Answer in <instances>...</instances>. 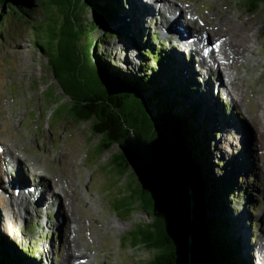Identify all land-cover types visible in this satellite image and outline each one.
I'll return each mask as SVG.
<instances>
[{
	"label": "rangeland",
	"instance_id": "obj_1",
	"mask_svg": "<svg viewBox=\"0 0 264 264\" xmlns=\"http://www.w3.org/2000/svg\"><path fill=\"white\" fill-rule=\"evenodd\" d=\"M108 1L98 0V3L104 7ZM117 1L119 5L117 18L109 28L124 25L125 29L127 28L126 36L108 39L98 53L109 56L111 64L121 67L124 71L127 69L126 72L132 70L137 75L140 73L139 66L142 63L151 68L156 66V59L152 57L146 61L142 57V44L135 37V28H140L142 34L149 36V38L146 36L145 44L151 49L153 40H150V34L158 37L161 30L162 38L167 39L163 31L166 26L159 22L161 17L152 7L154 3L149 6L148 9L151 10L149 13L144 7L146 5L143 0ZM245 1L175 0V6L183 10L179 11L181 13L196 15L195 27L192 24L184 25L182 22L185 20L184 17L177 22L183 29L187 26L191 34L203 32L207 35L226 37L227 27L223 29L221 26L225 21L220 20L226 18L235 24L246 26L242 35L250 37L253 41L249 44L253 46L254 55L250 57L252 62L236 66L244 77L242 82L247 85L242 106L235 105L234 101L232 103L226 96L224 88L222 93L213 90L211 86L215 84V79L212 81L210 78L206 80L210 88L204 89L206 93L203 97L201 96L203 89L200 88L199 96L203 100L198 104L203 116L208 115V119L214 117V121L219 124L217 126L215 123L209 142H205L203 157H199L206 172L204 174L199 168L206 193L210 188L212 196H217L216 182L214 181L213 188L211 183L212 179L215 180V177L222 173L237 180L238 190L241 192L235 198L236 203L232 204L229 198L226 204L227 217L232 221L238 220L237 234L245 256L251 261L253 252L258 251L264 240V138L258 139L254 144L250 140L245 142V139H234L233 134L241 124L247 125L249 130L253 131V123L264 115V7L253 15L247 11ZM44 10L48 15L38 7L31 19L8 15L9 20L4 28V34H0V140L5 143L1 147L9 146L14 150L11 152L12 156L15 158L20 156L23 159V162L17 165L21 168V174L16 172L19 175L18 179L21 175L20 181H25L28 185L33 181V187H37L38 191L41 190L44 194L43 197H39V202L42 203L40 206H33L36 198L30 199L34 204L27 210L24 206H19L20 204L14 206V211L18 210V213L15 211L17 219H13L10 224L6 220L5 223L2 222L6 213L0 205V231L8 237L3 242L4 248L10 254L18 256H22L23 250L29 247L35 248L36 253L33 258L27 260L28 264L74 263L71 258L66 259L65 256L68 240L76 239V234L71 231L76 227V223L78 225L80 222L82 224L78 229L80 244L77 248L84 257L79 261L88 260L92 262L91 264H150L157 251L149 250L144 246L145 243L135 247L136 235L130 233L148 224L152 219L141 210H136L132 214L128 210L134 207L133 203L136 200L131 198L132 192L126 187L127 179L124 177L121 179L117 170L112 171L111 167L105 166L109 164L112 152L101 157L98 151L94 152L99 138L92 137L91 125L73 121L69 108L64 105L69 99L50 68L49 58L37 46L40 44L47 50L57 48L53 43V29L56 27L60 29L69 13L57 10L54 14L50 12L51 9ZM78 11L71 14L77 28V37L73 40L74 54L83 65L88 51L86 46L91 42L93 32L85 29L93 30L94 27L86 20V11L77 15ZM97 11L90 8L88 18L98 24H106L113 19L107 13ZM81 24H87L88 27H82ZM219 28L222 30L219 31ZM105 30L107 28H103L100 33H105ZM162 38L159 35L160 41ZM93 42L97 44L96 39ZM158 49L160 51L161 48ZM176 50L178 53L182 52L178 48ZM96 52L93 50L95 56ZM257 61H261L263 65H259ZM189 64L190 61L187 62V67L191 69ZM168 67V74L177 72L173 65ZM187 76L195 80L192 74L187 73ZM210 95L215 99L210 100ZM196 99L194 94L188 97L192 104ZM210 107L214 108L215 114ZM244 112L248 114L245 116ZM224 118L228 120L227 123ZM261 124V131L264 132L263 118ZM242 130L243 134L247 132L244 128ZM116 151L114 148L113 152ZM35 171L37 176H32L31 172ZM3 172L2 170L0 185L8 186L7 182H4L6 178ZM205 176L208 178L205 179ZM67 180H73L75 189H78L77 195L74 196L75 210L69 215V223L65 225L63 216L66 210L64 212L59 209V201L56 206L43 204L52 202L51 198L48 199L50 196L48 192L62 193L61 183L64 184ZM10 192L12 194V191ZM12 197L17 203L23 202V199ZM61 197V206L67 207L70 200L64 195ZM211 216H215L213 210H210ZM88 227L91 229L88 230ZM9 229L14 232L13 236L8 234ZM253 258L258 259L255 255Z\"/></svg>",
	"mask_w": 264,
	"mask_h": 264
},
{
	"label": "trees",
	"instance_id": "obj_2",
	"mask_svg": "<svg viewBox=\"0 0 264 264\" xmlns=\"http://www.w3.org/2000/svg\"><path fill=\"white\" fill-rule=\"evenodd\" d=\"M263 1L246 0L247 11L253 15L257 14L260 9V3ZM52 2L55 3L54 0ZM83 2L84 0H74L73 14L77 10H79L77 15L86 11V20L94 27L93 30L85 29L90 33L93 32L91 34L92 40L86 46L88 51L83 65H81L83 62H80L74 54L75 43L73 40L77 37V28L74 21V24L68 21V28L65 26L60 29H57V27L53 29V43L57 46L56 49L52 47L47 50L42 45H37L40 51L49 58L52 72L62 82L66 92L78 100L87 101L90 99L89 96L103 92L102 76L103 83L117 94L119 105L117 104L116 109H120L119 106L123 101V104H125L123 109H130L134 120L126 117V123H135L139 125L141 131L146 133H150L154 123L158 125L160 130L165 131L167 129L170 139L189 152L197 166L206 174L204 164L200 163L199 157H203L205 142H209L210 133L213 131L215 123L217 126L219 124L214 121V117L208 119V115L203 116L202 109L198 106L199 103H202L201 100H203L202 97L204 96V93H202V97L199 96L201 85L197 82L198 79L188 78L185 73L186 64L174 60L171 52H168L162 46H157L151 38L153 45L149 44L151 42L149 40V43H147L152 47L150 49L145 44V38L146 36L149 38V36L142 34L140 28H135L134 33L135 37L143 45H141L142 57L146 61L154 57L156 66L154 65L150 68L142 63L139 66L141 74L136 75L132 70V72L129 70V72H126L127 69L124 71L121 67L111 64L109 56L98 53V51L108 39L126 36L127 28L125 29L124 25L118 26V28H109L111 23L113 24L116 20L115 18H117L118 1L109 0L103 7V5L98 3V0H85L88 8L107 13L113 18L106 24H98L96 21L90 20L88 18L89 9L83 5ZM13 4L18 5L22 14L14 11ZM42 5H45L44 0H0V34H4V28L9 20L8 15L13 14L21 16L23 19H31L36 12V8H40ZM67 19H71V15ZM81 26L88 27L87 24H81ZM103 28H107V30H105V33H100ZM95 39L97 40L96 45L93 42ZM158 48H161L160 51ZM165 49L166 51H164ZM93 50L95 52L97 50L96 56L93 54ZM169 65L176 67L177 72L168 74ZM179 81H182V83ZM191 94H194L197 98L193 104L188 100ZM149 104L152 105L151 110ZM74 112L71 116L75 120L88 121L90 119L87 113L77 109ZM207 178L208 176H205V179ZM215 178V180L212 179L211 187L215 181L217 196H212L208 183L209 190L206 193L208 212L207 235L211 264H252V261H249L245 256L237 234L238 220L232 221L227 217L226 204H228L229 198H231L230 202L234 204L236 203L235 198L241 192V190H238L237 180H234L231 175L225 176L224 173ZM128 210L131 212L130 208ZM210 210L214 211L215 216L210 217ZM130 234L136 235L135 247L144 243L149 249H160L164 246V243L157 239L158 235L148 229L137 228ZM7 239V235L5 236L0 231V264H28L27 260L33 258L36 249L27 248V250H23L22 256L12 255L6 251L3 245V242ZM150 264H173V262L168 251L166 255L163 254L155 258Z\"/></svg>",
	"mask_w": 264,
	"mask_h": 264
},
{
	"label": "water",
	"instance_id": "obj_3",
	"mask_svg": "<svg viewBox=\"0 0 264 264\" xmlns=\"http://www.w3.org/2000/svg\"><path fill=\"white\" fill-rule=\"evenodd\" d=\"M54 1L44 0L45 5L40 7L44 14L48 15L44 8L51 9L54 14L57 10L67 11L68 16L73 13L74 0ZM86 4L84 0L83 5L90 9ZM13 7L22 14L18 5L13 4ZM262 7L264 1L258 13ZM67 17L61 28H68V21L73 23V19ZM56 80L69 99L64 105L69 108L70 116L75 109L90 116L88 121L72 119L91 125L92 137L99 138L94 152L98 151L100 157L112 152L105 166L117 170L121 179H127L126 187L132 192L131 198L136 200L131 214L141 210L152 219L138 227L156 233L157 239L164 243L160 249L144 245L157 251L152 261L169 251L173 264H211L205 183L192 155L170 139L167 129L160 130L155 123L150 133L141 131L135 123H126V117L134 120L130 109H123L124 101L119 106L121 110L116 109L119 105L117 94L103 83L102 76L103 92L89 96L87 101L68 94L62 82Z\"/></svg>",
	"mask_w": 264,
	"mask_h": 264
},
{
	"label": "bare ground",
	"instance_id": "obj_4",
	"mask_svg": "<svg viewBox=\"0 0 264 264\" xmlns=\"http://www.w3.org/2000/svg\"><path fill=\"white\" fill-rule=\"evenodd\" d=\"M149 5L144 6L147 12L151 13V10L148 9L149 6L152 5L153 9L155 8L157 15H159L161 18L159 19L160 23H164V26H166L163 31H164V37L167 39L162 38L161 30L159 32L160 37L163 39L162 43L167 42L169 39H171L172 32L174 31L177 35V40L179 43L175 46L174 44L170 45V51L175 52L176 48H178L180 51H183L184 48L189 49V54L191 55L194 53L193 56H196L197 60V66L200 69L201 72H199L198 69L196 68L195 62H193V59L191 57L190 60V66L191 69L185 65V71L188 74H192L195 76V79H199L200 77H203L204 83L207 84L206 80H214L215 79V84L211 86L213 90H216L217 93H222L223 88L225 90L226 96L232 98V103L233 101L235 102V105L242 106L244 102V97L245 93L247 92V85H245V82H242L243 75L240 73V71L237 69V65H246L248 64L249 61L252 62L250 57L254 55L253 53V46L249 45L252 44V40L248 36H243L242 34L246 30V26L240 25V24H235L232 21L227 20L226 18H222L223 22L225 21L224 24H221L222 28H226V32L228 36H213V35H207L202 33H190V29L186 26V29H183L182 27L177 25V22L181 19V17H184L185 20L183 19L182 22L184 25L186 24V20L188 22H195L196 21V15L194 13H190V15H186L185 12H182L181 16L179 17L178 12L183 11L181 8H177V5L175 6L176 2L175 0H162L160 2L159 0H147ZM160 2V3H159ZM226 19V20H225ZM198 20V19H197ZM171 24L172 29L169 26ZM194 23V27H195ZM176 25V26H175ZM170 28V29H169ZM222 28H219V31L222 30ZM147 30L146 28H144ZM188 29V30H187ZM149 31V30H148ZM201 31V30H200ZM207 33V32H206ZM220 37V38H218ZM177 41V42H178ZM248 45H245L247 44ZM183 46V47H182ZM215 46L213 49L212 47ZM182 48V49H181ZM212 48V52L209 55L204 54L205 49ZM184 52V51H183ZM180 56V54H179ZM259 65L262 64L261 61H257ZM263 65V64H262ZM197 70V71H196ZM235 70V71H234ZM204 71V73H202ZM203 75H202V74ZM219 77H223V79H219ZM202 79V78H200ZM225 80L226 82H223ZM198 82V81H197ZM204 85V84H203ZM210 86L204 85L203 89L204 94L206 93L204 89L209 90ZM211 99L213 98V95H210ZM210 110L215 114L214 108ZM209 110V111H210ZM260 110V109H259ZM245 116L248 114L247 112H244ZM262 116V115H261ZM264 119V115L262 116ZM262 118L260 117L259 119H256V121L253 123L252 130H249L247 125H238L236 129V133L233 134L234 139H245L244 141H252L255 144V141H257L260 138H264V132L261 131L262 127ZM225 119V123H227V119ZM234 125V124H233ZM236 125V124H235ZM231 127V126H230ZM229 127V128H230ZM234 127V126H233ZM236 127V126H235ZM227 128V127H226ZM245 129L247 132L243 134V130ZM240 130V132H239ZM233 133V132H232ZM227 143V142H226ZM3 143L0 140V156L3 160V162L7 164V166H11V170L7 168L4 169V177L8 179L4 180V182H7L8 186H1L0 189L3 190L4 194H8L9 196H1L0 195V205L3 208L4 212L6 213L4 216V219H2V222L5 223V220L8 224L13 221V219H17V214H15V211L18 213V210L14 211V206H24L25 210L28 209L30 205H33L34 202L30 201V199L36 198V202L33 205L34 207L36 205L40 206L42 203L39 202V197H43L44 194L41 190L38 191L37 187H33V181L29 183V185H32L31 187L26 184L25 181H20L21 180V175L20 178L18 179V174L16 172H19L21 174V168H19L17 165L23 162V159L18 156L14 157L11 155V152H14L13 149H10L9 146L4 145V147H1ZM239 144V143H238ZM261 144V141H260ZM263 144V143H262ZM235 145V144H234ZM6 154L11 155V156H5ZM14 167V169H13ZM30 170V169H29ZM39 172V171H38ZM27 173V171H26ZM35 172H31L32 176H37ZM8 176V177H7ZM39 176V175H38ZM2 178V177H1ZM23 185V186H22ZM44 185V184H42ZM25 186H28L29 188H26ZM36 186V185H35ZM78 189V188H77ZM77 189H75V184L74 181H69L67 180L66 183H61V192L53 191V192H48L49 193V198H51L52 202L50 201V204H43L45 205H57L58 201L60 202V208L62 209L65 214L63 216V221H65V225L69 223V215L73 214L75 210V201H74V196L77 195ZM12 191V194L11 192ZM62 195H64L70 202L68 203L67 207L61 206V199ZM15 196L17 198L23 199V202H16L15 199L12 197ZM45 198V197H44ZM73 200V201H72ZM12 208V209H11ZM16 208V207H15ZM18 209V208H17ZM59 211V210H58ZM62 211V213H63ZM23 209L21 208V213H23ZM26 213V211H25ZM24 213V215H25ZM3 217V214L1 215ZM26 218V217H23ZM20 218V219H23ZM48 219V217H47ZM57 224V222H55ZM82 224L78 222V225L76 223V227L73 229L74 234H76V239H71L68 240V250L66 253V259L71 258L74 263L71 264H91V261H79V259H82L84 256L81 253L78 245L80 244V237H79V228ZM91 229V227H88V230ZM53 230L56 231V228ZM8 234L13 236L14 232L9 229ZM91 232V231H89ZM261 235V234H260ZM78 238V240H77ZM77 240V241H76ZM257 248V247H256ZM13 250V249H12ZM86 251V250H85ZM264 241L262 244L259 245L258 251H255V256L258 257L259 262H262L264 264ZM259 253V255L256 254Z\"/></svg>",
	"mask_w": 264,
	"mask_h": 264
}]
</instances>
